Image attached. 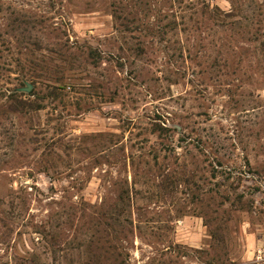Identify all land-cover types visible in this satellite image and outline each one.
<instances>
[{
  "label": "rangeland",
  "instance_id": "rangeland-1",
  "mask_svg": "<svg viewBox=\"0 0 264 264\" xmlns=\"http://www.w3.org/2000/svg\"><path fill=\"white\" fill-rule=\"evenodd\" d=\"M0 264H264V0H0Z\"/></svg>",
  "mask_w": 264,
  "mask_h": 264
}]
</instances>
